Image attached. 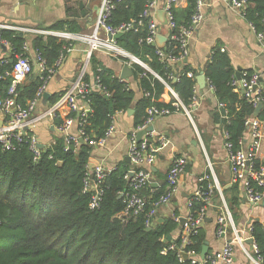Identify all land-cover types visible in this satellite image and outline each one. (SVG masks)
Masks as SVG:
<instances>
[{
	"label": "trees",
	"instance_id": "trees-1",
	"mask_svg": "<svg viewBox=\"0 0 264 264\" xmlns=\"http://www.w3.org/2000/svg\"><path fill=\"white\" fill-rule=\"evenodd\" d=\"M148 1L115 0L108 24L118 26L137 21ZM195 2L187 0L186 9L173 11L179 27L189 23ZM248 2L251 6L246 11V20L253 23L257 31H264V0ZM147 25L148 20L144 19L142 26L123 34L116 43L146 63L188 107L195 97L193 88L197 81L188 78L187 73L192 72L195 76L197 73L185 64L178 69L177 80H170L172 67L159 62L155 47L141 43L147 35ZM49 31L78 34L80 29L73 27L70 21H62L52 25ZM0 36L9 44L11 51L10 60L0 68L2 72L10 70V61L22 53L25 38L12 31H2ZM66 46V42L51 36L45 39L37 36L32 40L33 49L51 69L58 68L57 61ZM164 49L175 54L177 45L167 43ZM203 72L218 103L225 105L223 110H216L215 121L228 133V142L233 148L239 149L245 122L254 115L255 109L234 92L231 86L234 70L226 53L219 50L212 52ZM251 75L247 73V77ZM41 77L43 75L19 88V101L23 105L35 99L43 84ZM132 78L141 92L139 99H135L131 84L121 82L96 60L93 53L86 81L99 85L108 97L101 91L88 95L90 112L81 128L85 143L66 151L63 138L55 137L53 143L40 151L36 160L29 150L28 139L12 150H0V264H190L180 262L175 252L162 254L171 243L179 244L177 240H168L179 228V223L172 217L147 231V225L153 223L151 214L154 204L164 193L165 184L145 189L142 192L146 198L143 212L128 217H122L125 203L123 198H119L129 188L124 180L127 167L112 171L105 179L99 209H89L90 197L83 192V180L94 151L88 142L105 137L113 116L132 110V125L136 130L145 124L146 110L153 104L157 108L176 111L172 106L174 100L161 81L137 66L132 71ZM8 85L7 80L0 82V96L5 95ZM145 93L149 96L145 97ZM163 96L167 99L166 103L159 101ZM58 97L49 99L48 105H53ZM152 99L155 102L152 103ZM258 118L264 123V109ZM59 124L60 120L55 119L54 126ZM236 192L234 185L222 191L231 212L239 205V199L234 196L228 201L226 194ZM214 194V198L218 199L217 192ZM188 201L191 203L189 213L197 216L204 204L195 200L193 195ZM253 237L264 264V227L256 221L253 222ZM191 241L188 249L201 253L205 243L202 227L191 237Z\"/></svg>",
	"mask_w": 264,
	"mask_h": 264
},
{
	"label": "built area",
	"instance_id": "built-area-1",
	"mask_svg": "<svg viewBox=\"0 0 264 264\" xmlns=\"http://www.w3.org/2000/svg\"><path fill=\"white\" fill-rule=\"evenodd\" d=\"M219 1L228 8L239 12L246 19V11L251 6L248 0ZM178 3L179 0H167L162 9L168 30V34L165 37V45L167 43L176 44L177 50L175 54H173V51L166 52L164 49L165 45L163 48L157 46V37L160 36V33L153 15L155 10L159 7V0H149L137 21L133 20L127 23H121L118 26H111L108 24L114 9L115 0H101L96 23L90 33H57L47 32L33 27L0 25V31L9 30L25 38V42L21 49L22 53L16 55L14 60H12L11 69L0 72V82L5 80L9 82L5 95L0 96V114L3 117V123L0 126V150H12L15 145H19L23 141H26L25 139H28L30 142L29 150L33 153L35 160L38 159L41 150L38 148L40 144L34 134L36 126L44 120L49 119L54 121L55 119H59L62 112L66 113V115L62 119H59L60 124L57 126L53 125V128L58 134V137L63 138L66 151H68L70 147L78 148L79 144L85 143L86 141L83 140L84 132L81 128L85 124V118L90 112L88 95L91 92L101 91L103 95L108 97L99 85L94 84V82L88 83L86 81L91 55L94 52H101L108 57L119 60L122 65L128 66L131 71H133L136 66L140 67L163 83L165 89L174 100L172 106L176 108V111H170L166 108H157L154 104L151 105L146 110L147 120L145 124L129 134L130 145L128 156L130 160V169L124 175V180L127 182L129 188L125 193H122V198L125 203L122 217L137 216L142 213L146 204V198L142 196V192L150 186H154L153 174L150 167L154 163L158 150L165 147L168 144V140L160 136L156 142L155 140L152 142L149 138H145V135L142 140L138 142L137 133L150 126L154 119L172 113H183L192 121L191 114L200 104L196 96L198 86L197 83H195L193 88L195 97L192 103L188 107H185L178 99L176 93L171 89L170 85L163 81L159 75L155 74L146 63L122 49L116 43L114 36L119 34L123 35L136 29V27L142 26L143 20L147 19V35L145 39L140 42L156 48V56L159 62L163 65L172 67L173 74L169 76V79L176 81L178 78V69L186 64L189 54V41L204 21L203 8L205 6V1L196 0L195 9L190 17V21L183 27H179L174 18L173 11ZM247 24L257 42L261 44L264 50V31H257L256 27L251 22L247 21ZM26 35L42 37L51 36L66 42L67 46L64 47L57 61L58 67L63 62L66 54L72 50L75 43L86 46L84 63L70 86L61 93L53 105L49 106L43 113L38 115H35V110L40 102H42L46 85L54 75L56 69L48 68L40 54L35 52L38 76L43 75V77H41L43 84L34 100L29 101L25 105L19 101V88L32 75L34 67L32 63L34 59L29 58L27 55L29 47L27 38L25 37ZM0 42L10 47L6 41L1 39V36ZM7 60L0 61V68L2 65L7 64ZM177 64H181L180 67H178ZM139 76L141 77L143 75ZM187 77L191 79L197 78L192 72H188ZM118 79L124 82L120 78ZM259 80L260 78L257 74H252L250 77H247V73H244L240 76V80L234 77L231 83L234 92L238 93L245 101L251 104L254 109L258 104L264 105V86L260 84ZM206 83L208 90L213 93V89L209 85L207 79ZM144 96L148 97L149 94L145 93ZM153 102H155V99H152V103ZM224 108L225 105L218 103L216 110L220 111ZM74 115H76L77 118ZM74 125H76L77 128L76 135L71 133V129ZM221 133L224 140L223 147L231 168V186L234 185L237 189L240 187V193H242L241 198L247 203L252 206L260 205L264 201V157L262 159L260 158L264 143V123L260 121L258 117H254V115L246 120L245 133L244 137L239 141V149H234L228 142L229 135L222 128ZM114 134L115 127L113 116L112 124L107 130L105 137L99 141H89L88 145L93 147V149L102 147L105 145L107 139ZM80 139H82V143ZM187 165L188 162L185 157L178 156L173 158L167 170L164 193L159 197L158 201L155 202L154 212L151 214V217H153L155 211L159 208L170 205L172 199L178 193L180 179L185 174ZM207 169L208 174L198 178V186L193 194L195 200L204 204L202 209L195 217L189 213L186 217L181 218L171 213V217L174 221L179 223L180 230L176 237H170L169 240H177L179 244L171 243L162 251V254L175 252L180 262H190V264H232L235 260L237 249H240V253H242L247 260L254 264H262V258L259 255L258 247L253 237V222H248L244 227L236 226L231 211L225 202L222 188L210 163H208ZM111 172L112 170L105 168V165L102 163L95 165L93 169H90L88 166L83 180V192L90 197V210L99 209L103 197L102 184ZM215 192H217L220 201V206H218L219 212L216 217L215 236L222 242V248L214 253L207 252L204 258L201 259L200 253L193 249H188V247L192 245L191 237L196 235L199 228L203 227L207 212L213 207ZM187 206L188 209L191 206L189 201ZM181 219H183L182 223H180ZM147 226L151 227L152 223ZM184 256H186L187 259H184Z\"/></svg>",
	"mask_w": 264,
	"mask_h": 264
},
{
	"label": "crops",
	"instance_id": "crops-1",
	"mask_svg": "<svg viewBox=\"0 0 264 264\" xmlns=\"http://www.w3.org/2000/svg\"><path fill=\"white\" fill-rule=\"evenodd\" d=\"M166 1L159 0V7L153 15L160 36L163 38L168 34L166 19L162 10ZM204 1V21L189 41V54L186 64L197 73L198 77L200 74H204L203 69L212 52L219 50L229 57L234 76L238 71L240 74L248 72L257 74L260 78V84L264 86V50L251 32L246 19L239 12L223 5L219 0ZM100 5L101 0H0V25L33 27L52 32L49 31L52 25L57 22L70 21L73 23V27L80 29L77 33H90L96 23ZM186 8L187 0H179L174 10L181 11ZM25 37L29 47L27 55L34 59L32 61L34 64L33 73L25 81L28 83L38 76L35 50L32 47V40L37 36L26 35ZM85 50V45L75 43L72 50L66 54L44 90V93L50 95L49 99L60 96L70 86L84 63ZM94 56L103 67L112 71L119 78L124 66L119 60L108 57L101 52H94ZM10 57V47L0 42V61L10 60ZM129 83L135 92V99H139L141 92L133 80L132 74ZM197 86L196 96L200 104L191 114L192 121L183 113H172L158 117L151 124L153 132L145 137L152 142H154L153 140L156 142L160 136L168 140V144L158 150L154 163L150 167L153 174V187H160L165 184L167 170L174 157L183 156L188 162L186 172L180 179L178 193L170 205L155 211L152 217V226L162 224L165 219L171 217V213H176V216L181 218L189 214L188 199L197 189L198 178L208 174V163L212 165L222 191L231 187V168L223 147L224 140L221 127L215 121L218 101L214 93L210 92L208 88L201 89L198 82ZM159 101L166 103L167 99L163 96L159 98ZM48 107V101L46 106L40 102L35 110V115L43 113ZM127 113H117L114 116L115 134L112 135L113 138L110 136L104 146L94 149L92 160L95 161L96 165L102 163L105 168L112 171L120 167L130 169V162L127 163L130 145L129 134L134 129L132 115L128 116ZM65 115L66 113L62 112L59 119ZM2 123L3 117L0 114V126ZM53 125L54 121L48 119L36 126L34 134L40 145L49 146L53 143L54 138L58 137ZM71 133L77 134L76 125L72 127ZM263 157L264 143L260 158ZM240 192L239 187L236 193L226 194L228 201L234 196L239 199V205L231 212L236 226L244 227L250 221H256L263 226L264 201L260 205L252 206L241 198L242 193ZM217 200L216 198L213 199V207L208 210L202 227L209 253L217 252L222 248V242L215 236L216 217L219 212ZM179 230L180 225L173 237L179 234ZM241 255L243 256L237 251L232 264H245L240 258Z\"/></svg>",
	"mask_w": 264,
	"mask_h": 264
},
{
	"label": "water",
	"instance_id": "water-1",
	"mask_svg": "<svg viewBox=\"0 0 264 264\" xmlns=\"http://www.w3.org/2000/svg\"><path fill=\"white\" fill-rule=\"evenodd\" d=\"M122 35L119 34V35H116L114 36V39L117 40L121 37ZM166 43V39L161 37V36H158L157 37V46L160 47V48H163V46L165 45ZM12 63V61H10ZM181 64H177L178 67H180ZM38 70V69H37ZM131 74H132V71L130 70V68L128 66H123V69H122V72L119 76V78L121 80H123L124 82H129V79L131 77ZM236 79L237 80H240V73L239 71L236 73L235 75ZM196 81L198 82V85L200 86L201 89H204V88H208L207 84H206V79H205V75L202 73L200 74V76H198L196 78ZM50 98V95L48 93H44L43 94V99H42V104L46 106L47 104V101L49 100ZM264 109V105L262 104H258L257 107L255 108L254 110V117H258L259 116V113ZM128 116H131L132 115V110H129L128 111ZM153 132V127L152 125L148 126L145 130L143 131H140L137 133V141H141L142 138L145 136V135H148L150 133ZM114 136V135H113ZM113 136H111V138H113ZM80 142L82 143V139H80ZM38 148L40 150H42L44 148L43 145H39ZM130 160L127 159V163H129ZM96 163L95 161H93L92 159L90 160V169H93L95 167ZM119 198H122V195H120ZM183 222V219H181V222ZM264 226V224H263ZM153 227V226H152ZM152 227H148L147 231H150L152 229ZM170 239V237H168V240ZM208 252V247H207V244L205 243L204 246L202 247V250H201V253H200V258H204V256L207 254ZM184 259H187L186 256H184Z\"/></svg>",
	"mask_w": 264,
	"mask_h": 264
},
{
	"label": "rangeland",
	"instance_id": "rangeland-1",
	"mask_svg": "<svg viewBox=\"0 0 264 264\" xmlns=\"http://www.w3.org/2000/svg\"><path fill=\"white\" fill-rule=\"evenodd\" d=\"M217 202H219V206H220V201L217 200ZM237 251H239L240 253V249H237ZM240 258L244 261L245 264H254L253 262L247 260L244 256H240ZM244 258V259H243Z\"/></svg>",
	"mask_w": 264,
	"mask_h": 264
}]
</instances>
